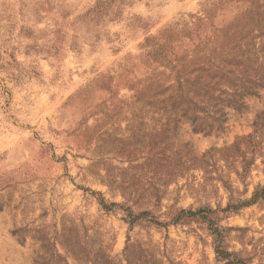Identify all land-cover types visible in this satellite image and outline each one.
<instances>
[{"label":"rangeland","instance_id":"rangeland-1","mask_svg":"<svg viewBox=\"0 0 264 264\" xmlns=\"http://www.w3.org/2000/svg\"><path fill=\"white\" fill-rule=\"evenodd\" d=\"M219 245L264 264V0H0V264Z\"/></svg>","mask_w":264,"mask_h":264},{"label":"trees","instance_id":"trees-1","mask_svg":"<svg viewBox=\"0 0 264 264\" xmlns=\"http://www.w3.org/2000/svg\"><path fill=\"white\" fill-rule=\"evenodd\" d=\"M101 206L105 208L106 210H109V207H107L105 201L103 199L100 200ZM237 209L235 207H229V209ZM205 213V211H197V212H191V211H181L179 214V217L177 220H180L182 217H195V216H200L201 214ZM140 216H143L145 218L148 217V213H144ZM140 217L138 216L135 220H138ZM205 218V217H204ZM215 232H217V229H215ZM217 254L220 257V259L225 262L224 264H245L243 261L235 257L233 254L226 252L222 249V247L219 245L217 247Z\"/></svg>","mask_w":264,"mask_h":264}]
</instances>
